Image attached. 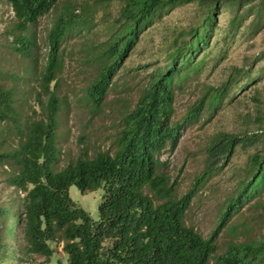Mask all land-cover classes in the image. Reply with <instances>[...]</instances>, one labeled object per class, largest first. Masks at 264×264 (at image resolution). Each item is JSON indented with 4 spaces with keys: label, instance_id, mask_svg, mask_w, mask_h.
I'll return each mask as SVG.
<instances>
[{
    "label": "trees",
    "instance_id": "16d2710c",
    "mask_svg": "<svg viewBox=\"0 0 264 264\" xmlns=\"http://www.w3.org/2000/svg\"><path fill=\"white\" fill-rule=\"evenodd\" d=\"M60 1L7 0L15 18L10 32V49L15 55L34 62L39 50L34 26ZM118 1L122 6L112 31L96 48V76L81 98L92 117L102 111L125 59L155 19L192 3L198 5L202 17L182 34L186 39L166 54L163 65L150 72L135 106L117 125L112 151L93 157L84 151L60 171L54 166L59 157L62 43L75 31L89 29V16L65 8L47 32L46 61L38 79V88L45 96L40 103L42 119L20 123L13 91L0 85L2 184L20 195L18 200L11 195L0 197V264H37L36 257L44 258L39 264H50L54 246L60 243L66 259L55 264H264V234L252 241H230L221 254L217 245L219 234L232 218L264 191V156L253 159L252 174L228 200L208 238L187 226L185 218L200 182L210 172L207 169L187 193L178 197L177 181L159 158L166 150H176L182 128L198 123L206 108L215 113L227 93V85L208 88L181 120H174L175 89L200 70L196 59L210 44L217 11L223 6L231 8L233 28L253 16L251 26L259 33L264 29V0ZM9 139L16 146H7ZM256 140L257 136L221 133L207 150L223 168L238 146L248 147ZM71 186L81 193L102 188L97 220L71 200ZM230 233L237 235L238 227L231 226Z\"/></svg>",
    "mask_w": 264,
    "mask_h": 264
},
{
    "label": "rangeland",
    "instance_id": "374dc122",
    "mask_svg": "<svg viewBox=\"0 0 264 264\" xmlns=\"http://www.w3.org/2000/svg\"><path fill=\"white\" fill-rule=\"evenodd\" d=\"M122 4L118 0L96 3L95 0H61L53 11L40 18L34 26L39 50L30 63L10 49L14 13L7 0H0V85L14 93L18 120H40L43 112L40 103L45 101L38 88V79L46 61V35L55 18L68 9H77V15H88L89 29L75 31L62 43L64 72L59 77L58 96L62 101L57 131L58 162L56 171L75 162L86 151L93 157L98 152L112 151L121 117L131 110L148 75L163 65L166 54L173 50L182 36L201 19L202 12L196 3L186 4L163 14L141 33L135 48L125 59L115 78L102 111L92 117L81 98L86 87L96 76L94 60L96 48L106 40L118 17ZM233 11L223 6L217 11L210 44L199 54L196 63L201 67L191 73L175 89L174 120H181L208 88L228 86L225 98L215 113L208 108L199 122L181 130V140L174 152L166 150L160 160L167 163V173L177 181L176 195L187 193L207 169L208 177L200 182L196 196L186 213L185 224L208 238L218 224L219 217L229 199L238 192L240 184L252 174L253 159L264 156V29L255 33L253 16L243 19L237 28L231 27ZM231 134L242 138L257 136L248 147L238 146L225 167L210 158L208 148L218 134ZM16 141V140H15ZM7 146L16 142L9 139ZM0 169V197L9 195L18 200L19 194L2 184ZM102 188L81 193L69 188L71 200L86 211L93 220L98 219L102 201ZM264 191L246 204L235 215L217 239L218 254L223 253L230 241H252L264 234ZM237 226L238 234L231 235L230 227ZM248 230L244 232V230ZM57 260L65 262L62 243L54 246ZM36 263L44 258L36 257ZM213 263V262H212Z\"/></svg>",
    "mask_w": 264,
    "mask_h": 264
}]
</instances>
